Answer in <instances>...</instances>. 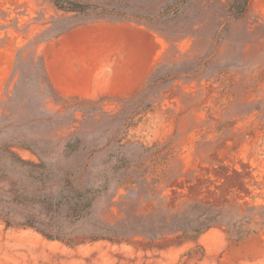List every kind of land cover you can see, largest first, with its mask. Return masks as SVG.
I'll return each instance as SVG.
<instances>
[{"label": "rangeland", "instance_id": "obj_1", "mask_svg": "<svg viewBox=\"0 0 264 264\" xmlns=\"http://www.w3.org/2000/svg\"><path fill=\"white\" fill-rule=\"evenodd\" d=\"M79 1L106 11L0 0V264H264V0ZM79 26L150 53L146 86L61 95L46 56Z\"/></svg>", "mask_w": 264, "mask_h": 264}, {"label": "crops", "instance_id": "obj_2", "mask_svg": "<svg viewBox=\"0 0 264 264\" xmlns=\"http://www.w3.org/2000/svg\"><path fill=\"white\" fill-rule=\"evenodd\" d=\"M116 25L130 26L127 22ZM86 30L83 26L73 29L64 42L48 51L45 64L53 87L63 96L87 99L105 93L128 96L142 90L152 73L151 54L141 53L137 58L125 54L117 62L112 61L102 46L87 44L90 38Z\"/></svg>", "mask_w": 264, "mask_h": 264}, {"label": "trees", "instance_id": "obj_3", "mask_svg": "<svg viewBox=\"0 0 264 264\" xmlns=\"http://www.w3.org/2000/svg\"><path fill=\"white\" fill-rule=\"evenodd\" d=\"M53 3L57 9L67 13L74 12L77 14H87L91 11L92 12L98 11L99 13L106 11V8L102 6L81 2L79 0H53ZM249 3L250 0H232L229 3V9H228L229 15L236 19L243 17L248 10ZM197 206L201 207V204H197ZM208 208L211 207L208 206ZM202 214L203 217H201V221L198 222V225L195 228H191V229L183 228L181 230L182 233L186 235V237L195 238L197 234H201L206 229H208L211 226V224L218 222L219 214L215 213L214 215L211 216L204 214V212ZM34 223L35 222L29 221V222H23L22 225L34 227L48 238L54 237L53 234H50L48 231H46L43 228L37 227ZM190 231L194 232V234H190Z\"/></svg>", "mask_w": 264, "mask_h": 264}]
</instances>
